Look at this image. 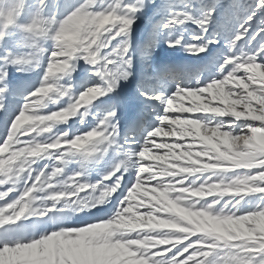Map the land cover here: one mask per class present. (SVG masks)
<instances>
[{
    "label": "snow or ice",
    "instance_id": "obj_1",
    "mask_svg": "<svg viewBox=\"0 0 264 264\" xmlns=\"http://www.w3.org/2000/svg\"><path fill=\"white\" fill-rule=\"evenodd\" d=\"M0 264H264V0H0Z\"/></svg>",
    "mask_w": 264,
    "mask_h": 264
}]
</instances>
